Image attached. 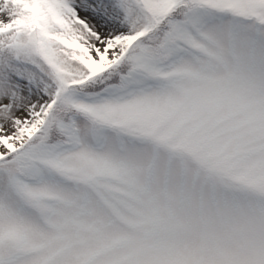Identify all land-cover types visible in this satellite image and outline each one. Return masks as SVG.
I'll list each match as a JSON object with an SVG mask.
<instances>
[{"label": "snow or ice", "instance_id": "1", "mask_svg": "<svg viewBox=\"0 0 264 264\" xmlns=\"http://www.w3.org/2000/svg\"><path fill=\"white\" fill-rule=\"evenodd\" d=\"M0 264H264V0H0Z\"/></svg>", "mask_w": 264, "mask_h": 264}]
</instances>
